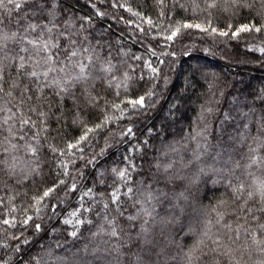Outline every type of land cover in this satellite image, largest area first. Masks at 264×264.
Masks as SVG:
<instances>
[{
  "label": "trees",
  "instance_id": "obj_1",
  "mask_svg": "<svg viewBox=\"0 0 264 264\" xmlns=\"http://www.w3.org/2000/svg\"><path fill=\"white\" fill-rule=\"evenodd\" d=\"M39 3L43 10L36 0L0 5V28L16 33L4 41L9 59L0 78V264H264V213L257 210L264 207L257 191L264 162L252 163L264 157V0ZM29 23L40 27L25 32ZM244 24L261 31L233 37ZM61 32L59 44L70 36L77 57L37 65L27 40L57 42ZM22 36L27 40L17 43ZM79 63L86 67L77 80ZM31 71L41 75L30 77ZM141 96L143 107L127 103ZM105 118L103 128L68 148ZM197 151L205 172L192 166L181 173L198 176L195 183L168 182L158 172L157 164ZM113 169L127 170V186ZM60 180L55 193L39 200ZM149 185L168 196L153 213L168 220L163 229L150 217L126 220L139 205L123 193ZM115 188L123 216L110 200ZM241 205L253 212L242 213ZM106 217L123 229L121 237L108 235ZM142 225L147 244L137 239Z\"/></svg>",
  "mask_w": 264,
  "mask_h": 264
},
{
  "label": "snow or ice",
  "instance_id": "obj_2",
  "mask_svg": "<svg viewBox=\"0 0 264 264\" xmlns=\"http://www.w3.org/2000/svg\"><path fill=\"white\" fill-rule=\"evenodd\" d=\"M24 2H27V0H24ZM8 3H13V0H8ZM4 4V0H0V5ZM36 4L37 6H39L41 8V10H43V6L40 5L39 0H36ZM214 6V5H212ZM15 7L16 8H20L21 7V3H15ZM54 7V5H53ZM130 11V9H129ZM17 23L19 24L20 22L17 21ZM148 23H151V20H148ZM4 24V20L2 18H0V26H2ZM38 27H40V25L34 24V23H29L27 25L26 28H24V31L27 32L29 29L35 31ZM44 29L51 33L52 29L51 28H47V25L43 26ZM55 27V25H54ZM183 27L185 28H191V27H197L199 28L200 25H189V24H185L183 25ZM264 27V26H262ZM229 29H232V25H229ZM180 29L177 28L174 32H172V34L168 37V39H173L178 33H179ZM215 31V29H214ZM257 32L259 33L261 31V27H256L255 25H250V24H244L239 26L238 28L235 29V31L231 32V35L233 37H239L242 33H251V32ZM220 35L222 36H227L229 35L228 32H221ZM61 37H64V33L61 32L59 33L58 37H57V42H53L51 39L49 40H42L39 44L37 43L36 40H27L26 36H22L20 38L19 41H17V43H21L24 40H27V43L29 45L32 46V50L35 53L36 56L40 57L39 60H36L35 63L37 65H39L41 63V61L43 62V64L48 65L50 64V62L54 61V60H58L60 63H63L64 60H68L69 62H72L73 58L77 57V55L79 54V50L76 49L74 47L75 45V41L71 39V37H65V39L67 40V43L61 47V45L59 44V39ZM16 38V33L13 32L11 33V35L3 32L2 28H0V78H2L3 76V72H4V68H5V60L9 59V56L6 52H4V48L6 47V45L4 44V41H7L9 39H15ZM51 49H55V52L50 51ZM29 49L26 47H22L20 48V52H28ZM261 52H264V49H260ZM45 53L46 55H41V53ZM64 52L65 55L63 57V59L60 58V53ZM19 60L21 61L19 67L20 68H24L25 64L28 63V61L25 60V57L23 55H20ZM29 61L32 59L31 55H29ZM80 68V75L77 76L75 79L80 80L83 79V73H84V69L86 67L85 64L83 63H79L77 65ZM61 71H63V68L60 69ZM48 71H56V68L54 67H49ZM105 71H110L109 69H105ZM153 71H155V69H153ZM30 77H36L38 78L41 73H38L37 71H31L29 73H27ZM42 75L46 78L48 76V72H43ZM53 83H56L58 86H60L63 89V86L60 85V83L58 81H53ZM27 90V89H25ZM144 97L141 96L137 99H133V100H129L127 101L128 104H130L132 106L133 109H136L138 106L139 107H143L144 105ZM114 107L119 108V105H114ZM108 118H105L104 121H102L100 124L95 125V128H87L85 133L83 135L80 136V138L76 141V144H69L68 148H74V147H78L82 142L87 140L88 134L91 132H94L97 129H101L103 128V126L107 123ZM7 122V120H5V123ZM22 124H28L29 120L25 119L23 121H21ZM131 129H128V134H131ZM12 147H15V145H12ZM28 150L35 152L36 149L35 148H31V146H28ZM5 151H7V149H5ZM171 151L176 152L177 154L179 153V149L178 148H172ZM252 151H255L254 149ZM200 156L201 153L199 151L194 152L191 159L185 160L183 157H180L178 160H171L168 163L161 165V164H157V170L158 172L162 169L165 179L168 182H173V181H177V180H189V183H195V179H198V176L195 178H191L188 176H182L181 173L183 170L185 169H190L192 166H195L197 169L198 173H204L205 172V168L202 167L200 165ZM258 162H264V157L259 158V161L257 160V158L253 157L252 158V163L256 164ZM0 163H3V161H0ZM113 173H115V175L117 176V178L122 179L124 181L125 186H127L128 180L127 177L129 175V173L127 172V170H116L113 169L112 170ZM65 182L63 180H60L59 183H54L52 187L47 188L42 195L39 197V200H43L45 198L50 197L53 193L56 192L57 188L64 184ZM141 184H143V182H141ZM243 186L241 185L240 187L236 188V191L239 192L240 189ZM73 188H75V185H73ZM91 191V190H89ZM257 191L259 192V195L261 197L262 200H264V185H262L259 189H257ZM123 195L125 197H127L129 200H131L133 198V196H136L137 198L133 201V207H136L137 205H139V207L136 208V214L135 215H128L126 217V220L129 222H133L136 221L137 219L141 218V217H150L151 218V222L153 224L159 225L161 226V228L163 229V227L168 223V220L163 217L160 216L157 219V216H153V213L155 212V206L156 204H160L162 203L164 200L168 199L167 194L161 190V189H155L153 190L151 188V186H147L144 188H137L134 192L133 188L128 187L127 191L123 193ZM253 193L249 192L248 193V199H251L253 197ZM239 199V197H238ZM110 200L113 204L116 205V211L123 216V212L121 211V202H120V195H119V188H115L113 190L112 193H110ZM39 202V201H38ZM245 204H247V200H245ZM105 207H107V204L105 205ZM241 212L244 214L247 213H251L253 212V209L251 208H245L244 205H241ZM258 211H260L261 213H264V207H261L259 209H257ZM73 215H76V213H73ZM29 219H31L29 217ZM106 219V223H108L111 227L110 232H108V235L110 237H121L123 234V229H120V231L117 230V226L114 223L113 220H108L107 217ZM253 220L258 219L255 215L252 216ZM3 223L8 224L9 221L8 220H4ZM25 223H27V221H25ZM66 223H72L71 220L66 221ZM76 223H84V221H80L79 219L76 220ZM90 223V221H89ZM145 225L149 223L148 219H145L143 222ZM37 228H39V225L36 226ZM226 228H231V225L226 224L225 225ZM260 229L262 231H264V224H260L259 225ZM100 232H104L103 227H101L99 229ZM247 231V230H246ZM149 232V229L144 227L143 225L140 228L139 233L137 234V239H144V243L147 244L148 241L146 239V236ZM237 234H239L238 230H237ZM71 235L73 237L77 236V232L73 231L71 233ZM129 239H132V237H129ZM59 259V258H58ZM60 264H64L63 261H60Z\"/></svg>",
  "mask_w": 264,
  "mask_h": 264
}]
</instances>
